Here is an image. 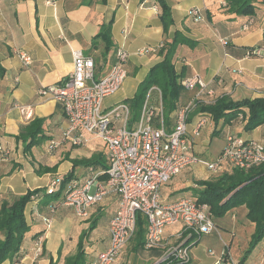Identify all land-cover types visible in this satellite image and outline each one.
Returning a JSON list of instances; mask_svg holds the SVG:
<instances>
[{"label":"crops","instance_id":"1","mask_svg":"<svg viewBox=\"0 0 264 264\" xmlns=\"http://www.w3.org/2000/svg\"><path fill=\"white\" fill-rule=\"evenodd\" d=\"M165 1L173 17V25L167 33L163 31L160 0H56L52 5L46 0H0V66L5 70L0 76V142L3 147L0 152V208L4 201H12L28 191H44L54 179L73 174L60 198L41 193L27 205L25 214L30 231L21 255L3 264H51V261L65 264L77 254L81 241L85 264H89L109 246V225L119 207L118 195L106 196L91 208L87 218H79L72 207L61 201L72 185L84 186L95 174H100L99 180L104 181L103 173L109 166L106 144L87 135L83 146L66 143L53 152L48 150L50 141L62 136L68 122L61 105L55 99L41 97L39 90L60 83L72 73L74 51L81 50L94 59L98 77L109 72L116 61L117 49L128 51L127 79L116 94L105 99L107 110L134 97L149 70L163 60L161 51L172 42L176 32L188 39L178 47L174 59L181 80L197 75L214 91L213 97L203 95L202 102L210 104L223 96L233 101L264 97V57L245 55L247 49L264 43V0H255L252 16L229 12L227 0ZM193 8L203 12L197 21L189 15ZM108 24H111L109 49L102 38H97ZM246 25L248 29L244 30ZM221 38L228 40L227 47L222 45ZM141 50L150 52L140 55ZM19 51L27 52L32 63L25 65ZM196 98L197 91L184 89L172 113L165 117L163 109L168 130L174 128L179 107ZM161 103L162 94L154 90L150 95V107L159 110ZM17 104L33 106L31 121L23 118L15 107ZM200 116L207 117V123L200 135L194 136L192 132ZM35 119L45 120L43 133L26 151L16 136ZM243 127L240 119L216 123L212 116L194 112L189 120L191 154L204 161H215L231 136L264 144V125L249 132ZM82 160H92L93 164L74 167V161ZM229 171L222 167L212 172L197 163L163 186L162 199L171 203L193 196L194 190L201 188L200 182L213 180ZM52 203L57 205L54 213L49 209ZM247 212L243 205L215 218L216 230L192 245L188 264H215L227 256L239 264L255 231V224L247 218ZM43 217L51 218L49 227ZM181 228L166 227L161 246L153 250L138 248L134 239L133 252H127L128 243L116 264H160L167 248L171 252L182 243ZM40 236L45 238V254L38 256L35 248ZM244 264H264V239Z\"/></svg>","mask_w":264,"mask_h":264},{"label":"built area","instance_id":"2","mask_svg":"<svg viewBox=\"0 0 264 264\" xmlns=\"http://www.w3.org/2000/svg\"><path fill=\"white\" fill-rule=\"evenodd\" d=\"M46 1L52 5L56 0ZM202 14L199 8H193L189 13L195 21ZM243 29L247 30L248 26ZM221 43L227 47L228 40L221 38ZM149 52L141 50L140 55ZM18 55L25 65L32 63V57L27 52L19 51ZM115 57L116 61L109 72L98 77L94 59L76 50L73 53L72 73L60 83L39 90L41 97L55 99L61 105L68 122L62 136L50 141V152L66 143L83 146L88 140L87 135L101 139L108 150L109 166L103 173L106 177L104 181L99 180L100 174H95L84 186L72 185L65 192L63 204L72 207L79 218H87L91 208L101 203L106 196L114 194L119 197L118 210L109 225V246L89 264H116L127 244L135 237L138 214H143L147 219L146 250L161 246L166 227H182L183 241L166 257L170 259L166 264H188L191 261L192 245L203 235L216 230L213 215L208 205H201L192 197L164 202L161 194L163 186L197 163L212 172L219 171L226 163L241 169L260 165L264 163V144L231 136L215 161H204L191 154L188 143L189 120L197 104L206 103L202 102L203 95L214 96L213 89L197 75L180 80L183 89L197 91V98L179 107L172 130L165 126L162 105L159 110L150 107L152 91H160L157 87L149 91L139 120L131 126L128 103H120L109 110L104 108L105 99L116 94L128 76V51L119 48ZM246 57H264V43L247 52ZM15 107L26 121L33 119L32 105L17 104ZM206 123L207 117L200 116L193 135L199 136ZM58 184L53 181L48 187V193L56 191ZM54 212L55 208L51 207L50 213ZM43 221L50 226V217H43ZM44 241V236L36 240L35 252L38 256L43 253ZM215 264L236 263L227 256Z\"/></svg>","mask_w":264,"mask_h":264},{"label":"trees","instance_id":"3","mask_svg":"<svg viewBox=\"0 0 264 264\" xmlns=\"http://www.w3.org/2000/svg\"><path fill=\"white\" fill-rule=\"evenodd\" d=\"M254 3L255 0H227L226 6L229 12L233 14L252 16L255 13ZM160 7L163 31L167 33L170 26L173 25L171 9L165 0H160ZM97 38H102L107 44V49H109L111 44V24L104 27ZM185 42H188V39L176 32L172 42L168 43L161 51V54L164 55L163 60L149 70L144 80L140 83L134 97L125 101L131 109V126L139 120L147 101L148 93L153 87H157L161 91L165 117L177 108L184 89L180 84L181 75L176 72L174 59L178 47ZM251 50L253 48L247 49L245 55ZM4 71L0 66V76L4 74ZM195 112H202L212 116L216 123L222 120L226 124L240 119L244 123V130L249 132L264 125V97L233 101L230 97L223 96L210 104L198 103ZM44 122V119H35L28 126L22 128L19 135L16 136L17 140L22 141L26 151L33 147L37 142V138L42 135ZM92 164V160L74 161V167ZM223 167L230 171L213 180L200 182L201 188L194 190V195L190 197L201 205H208L214 222L215 218L223 217L233 208L246 206L248 211L247 218L255 224V231L248 249L239 261V264H244L255 247L264 239V163L248 169L230 167L229 163H226ZM72 178L73 174L63 179H54L53 181L59 183V187L53 193H48V188L44 191L38 189L28 191L12 201H4L2 203L0 208V233L2 235L0 236V264L21 255L26 235L30 231L25 214L27 205L41 193L54 199L60 198L63 189H65L67 183L72 181ZM61 201L63 203V198ZM56 206L55 203H52L49 209L51 207L56 209ZM146 232L147 219L143 214H138L137 230L134 237L138 248L143 249L145 247L146 241H144V238ZM78 250L77 254L68 258L65 264L86 263L82 241L79 243ZM42 254L44 255L45 252ZM51 264H53V261H51Z\"/></svg>","mask_w":264,"mask_h":264},{"label":"rangeland","instance_id":"4","mask_svg":"<svg viewBox=\"0 0 264 264\" xmlns=\"http://www.w3.org/2000/svg\"><path fill=\"white\" fill-rule=\"evenodd\" d=\"M218 172V171H217ZM182 228H181V232H182ZM135 238H133L129 243V246H128V250H127V252L129 253H131V252H133V250H132V248H133V245H134V243H133V240H134ZM170 249V248H169ZM168 248L164 251V254H163V259H162V261H161V263L160 264H166L169 260V258H166L168 255H170V253L173 251H171L170 252V250H169ZM170 252V253H169ZM174 262V261H173ZM174 263H178V262H174ZM169 264H172V263H169Z\"/></svg>","mask_w":264,"mask_h":264}]
</instances>
